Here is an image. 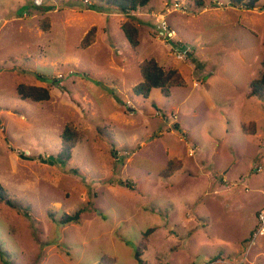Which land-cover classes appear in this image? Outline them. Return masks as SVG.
I'll return each mask as SVG.
<instances>
[{
  "label": "rangeland",
  "instance_id": "1",
  "mask_svg": "<svg viewBox=\"0 0 264 264\" xmlns=\"http://www.w3.org/2000/svg\"><path fill=\"white\" fill-rule=\"evenodd\" d=\"M164 19L177 33L168 43ZM128 22L140 27L137 49ZM177 41L190 49L184 61ZM148 59L185 86L136 96ZM263 60L264 0L252 10L151 0L130 15L103 0H0V182L29 213L0 204L11 264H139V248L144 264H264V237H252L264 207V97L250 88ZM21 84L51 100H21ZM67 126L81 140L63 162Z\"/></svg>",
  "mask_w": 264,
  "mask_h": 264
},
{
  "label": "trees",
  "instance_id": "2",
  "mask_svg": "<svg viewBox=\"0 0 264 264\" xmlns=\"http://www.w3.org/2000/svg\"><path fill=\"white\" fill-rule=\"evenodd\" d=\"M107 5L118 9L121 13L125 15H130L131 13L137 12L141 8H145L151 2V0H103ZM232 7H241L242 9L252 10L261 0H228ZM199 7L204 6L203 1L198 2ZM94 8V7H92ZM42 29L47 31L49 26L44 24ZM121 30L124 33L127 41L133 49H137L140 46V30L139 28L131 23H125L122 25ZM94 31V30H93ZM91 33L87 34L90 35ZM86 38H88L86 36ZM91 42V41H90ZM91 43L86 44L89 47ZM264 67V60L262 62ZM140 74L142 77L141 83L133 88V93L136 96L142 97L144 99H149V97L156 91H160L164 97L169 98L173 88L184 87L185 82L182 75L176 69H165L160 66V64L155 59L145 60L140 65ZM41 78V76H39ZM251 96L263 98L264 97V71L262 72L259 79L254 80L251 85ZM17 95L23 101L29 102H44L51 100V92L47 88L36 87L26 84H21L17 88ZM63 148L59 154V159L63 162H70L72 159V152L77 146L78 142L81 140L78 131L72 127L67 126L62 135ZM170 167V165H169ZM171 170L170 168H168ZM121 185H124L122 182ZM130 188L129 185H126ZM0 204H5L8 207L16 210L19 213L29 216V213L21 207L18 203L14 202L5 187L0 182ZM25 210V211H24ZM260 212V211H259ZM258 212V214H259ZM257 214V215H258ZM82 211H78L73 215H64L60 220V225H67L70 223L78 222L81 218ZM150 232V231H149ZM148 232V233H149ZM145 234V236L148 235ZM143 248H139L137 251V259L139 264H144L142 260ZM0 260L3 264H11L9 261V255L2 250L0 247Z\"/></svg>",
  "mask_w": 264,
  "mask_h": 264
},
{
  "label": "built area",
  "instance_id": "3",
  "mask_svg": "<svg viewBox=\"0 0 264 264\" xmlns=\"http://www.w3.org/2000/svg\"><path fill=\"white\" fill-rule=\"evenodd\" d=\"M48 1H53V0H33V5L37 8H40L43 7L45 3ZM175 11H181V13H186L187 10L186 8H183V6H180L179 4H175ZM164 20L165 21H163V29H161L160 31L161 32L160 36L164 37L166 41L167 39H174L177 36L176 31H174L171 28L170 24L166 19ZM173 55L177 60L184 61L190 55V49L182 41H177L173 45ZM192 153H195V151L192 150ZM259 171H261V169H259ZM257 218H258V224L252 236L253 241L257 240L259 237H264V207L260 210Z\"/></svg>",
  "mask_w": 264,
  "mask_h": 264
},
{
  "label": "crops",
  "instance_id": "4",
  "mask_svg": "<svg viewBox=\"0 0 264 264\" xmlns=\"http://www.w3.org/2000/svg\"><path fill=\"white\" fill-rule=\"evenodd\" d=\"M48 14L51 13L50 11L47 12ZM36 17V16H35ZM140 26V25H139ZM140 28V27H139ZM115 46V45H114ZM176 69V68H175ZM153 98L154 99H160L161 100V97H162V94L160 91H156L154 94H152ZM179 130H180V126H179Z\"/></svg>",
  "mask_w": 264,
  "mask_h": 264
}]
</instances>
